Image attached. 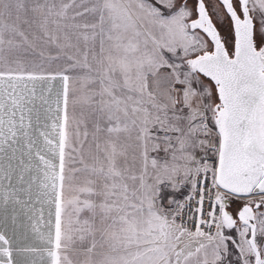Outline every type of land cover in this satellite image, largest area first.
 <instances>
[{"label": "snow or ice", "instance_id": "obj_1", "mask_svg": "<svg viewBox=\"0 0 264 264\" xmlns=\"http://www.w3.org/2000/svg\"><path fill=\"white\" fill-rule=\"evenodd\" d=\"M0 264H264V0H0Z\"/></svg>", "mask_w": 264, "mask_h": 264}]
</instances>
